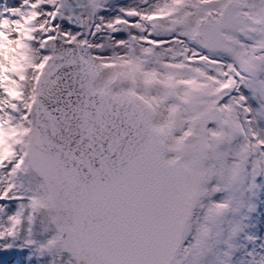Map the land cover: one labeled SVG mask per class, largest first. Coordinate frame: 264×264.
Segmentation results:
<instances>
[{
    "label": "snow or ice",
    "instance_id": "1",
    "mask_svg": "<svg viewBox=\"0 0 264 264\" xmlns=\"http://www.w3.org/2000/svg\"><path fill=\"white\" fill-rule=\"evenodd\" d=\"M12 249L264 264V0H0Z\"/></svg>",
    "mask_w": 264,
    "mask_h": 264
},
{
    "label": "rangeland",
    "instance_id": "2",
    "mask_svg": "<svg viewBox=\"0 0 264 264\" xmlns=\"http://www.w3.org/2000/svg\"><path fill=\"white\" fill-rule=\"evenodd\" d=\"M12 252L15 253L16 255H19L25 261V264H27L29 259V257H26L27 253L29 252L28 249H23V250L12 249ZM33 259L35 258L33 257ZM37 264H40V262L37 261Z\"/></svg>",
    "mask_w": 264,
    "mask_h": 264
},
{
    "label": "bare ground",
    "instance_id": "3",
    "mask_svg": "<svg viewBox=\"0 0 264 264\" xmlns=\"http://www.w3.org/2000/svg\"><path fill=\"white\" fill-rule=\"evenodd\" d=\"M13 254H15V253H13ZM26 257H29V252L27 253ZM36 264H37V262H36Z\"/></svg>",
    "mask_w": 264,
    "mask_h": 264
},
{
    "label": "water",
    "instance_id": "4",
    "mask_svg": "<svg viewBox=\"0 0 264 264\" xmlns=\"http://www.w3.org/2000/svg\"><path fill=\"white\" fill-rule=\"evenodd\" d=\"M68 254L66 253V256H67Z\"/></svg>",
    "mask_w": 264,
    "mask_h": 264
}]
</instances>
